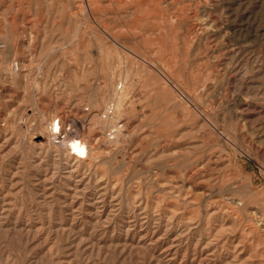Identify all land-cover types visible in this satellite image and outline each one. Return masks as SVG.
<instances>
[{
  "label": "rangeland",
  "instance_id": "1",
  "mask_svg": "<svg viewBox=\"0 0 264 264\" xmlns=\"http://www.w3.org/2000/svg\"><path fill=\"white\" fill-rule=\"evenodd\" d=\"M263 229L264 0H0V264H264Z\"/></svg>",
  "mask_w": 264,
  "mask_h": 264
},
{
  "label": "bare ground",
  "instance_id": "2",
  "mask_svg": "<svg viewBox=\"0 0 264 264\" xmlns=\"http://www.w3.org/2000/svg\"><path fill=\"white\" fill-rule=\"evenodd\" d=\"M159 39H160V38H159ZM162 39H163V38H162ZM145 61H146V59H145ZM145 61H144V62H145ZM148 63H149V62H148ZM148 63H147V64H148ZM159 63H160V62H159ZM151 64H152V63H151ZM161 64H162V63H161ZM153 66H154V65H153ZM155 67H156V66H155ZM157 69H158V68H157ZM158 71H159V70H158ZM160 71H161V70H160ZM164 71H167V70H164ZM120 107H121V105H120ZM66 127H67V126H66ZM62 131H63V129H62ZM60 135H62V134H60ZM78 138H79V137H78ZM69 140H70V139H69ZM76 140L80 141V145H81V147L83 148V154H81V153H79V152H77L78 154L75 153L76 150L73 151V152H74V154H75L77 157H79V158H84L85 156H87V155H85V150H86V147H87V146H86L87 143H86V142H83V141H81V140H79V139H76ZM72 141H74V140H72ZM69 143H70V142H69ZM70 148H71V147H70ZM67 173H68V172H66V174H67ZM66 174H65V175H66ZM223 174H224V173H223ZM65 175H64V176H65ZM76 176H77V175H76ZM191 176H192V175H191ZM71 177H72V176H71ZM65 178H66V177H65ZM76 179H77V178H76ZM216 179H217V178H216ZM222 180H223V179H222ZM75 181H76V180H75ZM78 182H79V181H78ZM67 184H68V183H67ZM91 184H92V183H91ZM220 184H221V182H220ZM75 185H76V183H75ZM86 185H88V183H87ZM67 186H68V185H67ZM73 187H74V186H73ZM79 187H80V186H79ZM79 187H77V189H76V188H75V189L78 191V189H80ZM218 187H219V186H217V189H218ZM81 188H83V187H81ZM84 188H85V187H84ZM87 188H88V187H87ZM89 188H90V187H89ZM89 188H88V189H89ZM236 188H237V187H236ZM98 189H99V187H98ZM85 190H86V188H85ZM85 190H84V191H85ZM89 190H90V189H89ZM91 190H94V189H91ZM104 191H105V190H104ZM76 193H78V192H76ZM76 193H75V194H76ZM79 193H80V192H79ZM93 194H94V193H93ZM250 194H251V193H250ZM94 195H95V194H94ZM100 195H101V194H100ZM98 196H99V195H98ZM98 196H96V197H98ZM230 196H231V195H230ZM232 197H233V196H232ZM234 197H235V196H234ZM97 199H98V198H96V200H97ZM100 199H101V198H100ZM89 200H90V199H89ZM96 200H95V201H96ZM98 202H100V201H98ZM229 202H230V201H229ZM240 202H241V201H240ZM95 203H96V202H95ZM238 203H239V202H238ZM93 204H94V201H93ZM101 204H102V203H101ZM239 204H240V203H239ZM100 206H102V205H100ZM101 208H102V207H101ZM143 208H144V207H143ZM97 211H99V209H98ZM113 212H114V211H113ZM135 212H136V211H135ZM256 212H257V211H256ZM256 212H255V213H256ZM88 213H89V212H88ZM91 213H92V211H91ZM96 213H98V212H96ZM102 213H103V212H101V214H102ZM114 213H115V212H114ZM131 213H132V212H131ZM255 213H254V214H255ZM93 214L95 215V211H94ZM93 214H92V215H93ZM105 214H106V212H105ZM256 214H257V213H256ZM98 215H99V214H98ZM125 215H126V214H125ZM262 215H263V214H262ZM100 216H101V215H100ZM106 216H107V214H106ZM145 216H146V215H145ZM257 216H258V214H257ZM259 216H260V215H259ZM259 216H258V217H259ZM127 218H128V217H127ZM145 218H146V217H145ZM260 218H261V216H260ZM94 219H95V218H94ZM96 219H97V218H96ZM103 219H105V218H103ZM112 219H113V217H112ZM112 219H110V220H112ZM130 219H131V218H130ZM130 219H129V221H130ZM143 219H144V218H143ZM146 219H147V218H146ZM146 219H145V220H146ZM87 220H88V219H87ZM105 220H106V219H105ZM107 220H108V219H107ZM125 220H126V219H125ZM141 220H142V219H141ZM261 221H262V220H261ZM99 222H100V221H99ZM126 222H127V221H126ZM132 222H133V221H132ZM132 222L130 221V222H128V223H132ZM143 222H144V220H143ZM100 223L102 224V223H105V222H100ZM128 223H127V224H128ZM141 223H142V222H141ZM151 223H152V222H151ZM105 224H106V223H105ZM105 224H104V225H105ZM107 224H108V222H107ZM107 224H106V225H107ZM134 224H135V223H134ZM149 224H150V223H149ZM86 225H87V224H86ZM98 225H99V224H98ZM104 225H103V226H104ZM128 225H129V224H128ZM132 225H133V224H132ZM151 225H152V224H151ZM153 225H154V224H153ZM101 226H102V225H101ZM103 226H102V227H103ZM135 226H136V225H135ZM189 226H190V225H189ZM96 227H97V226H96ZM106 227H107V226H106ZM98 228H99V227H98ZM125 228H126V227H125ZM129 228H130V227H129ZM132 228H133V227H132ZM65 229H66V228H65ZM108 229H109V228L107 227V230H108ZM135 229H136V228H135ZM138 229H139V228H138ZM148 229L150 230V228H148ZM154 229H155V228H154ZM122 230H123V229H122ZM124 230H125V229H124ZM129 230H130V229H129ZM152 230H153V228H152ZM167 230H168V229H167ZM263 230H264V229H263ZM260 231H261V230H260ZM104 232H105V231H104ZM115 232H116V231H115ZM149 232H150V231H149ZM129 233H130V232H129ZM129 233H128V234H129ZM144 233H145V232H144ZM152 233H153V232H152ZM164 233H165V232H164ZM119 234H120V233H119ZM131 234H132V232H131ZM136 234H137V233H136ZM146 234H148V233H146ZM162 234H163V233H162ZM123 235H124V234H123ZM129 235H130V234H129ZM141 235H143V234H141ZM149 235H150V234H149ZM151 235H152V234H151ZM167 235H168V233H167ZM167 235H166V237H167ZM121 236H122V235H121ZM130 236H131V235H130ZM158 236H159V235H158ZM176 236H177V235H176ZM122 237H123V236H122ZM127 237H128V236H127ZM133 237H134V236H133ZM159 237H160V236H159ZM144 238H145V237H144ZM148 238H149V237H148ZM83 239H84V238H83ZM138 239H140V238H138ZM141 239H142V238H141ZM155 239H156V238H155ZM155 239H154V240H155ZM158 239H159V238H158ZM151 240H152V238H151ZM162 240H164V239H162ZM166 240H167V239H166ZM171 240H172V239H171ZM118 241H119V240H118ZM172 241H173V240H172ZM127 242H128V241H127ZM140 242H141V241H140ZM150 242H151V241H150ZM152 242H154V241H152ZM175 242H176V241H175ZM142 243H143V242H142ZM147 243H149V242H147ZM155 243H156V242H155ZM184 243H185V242H184ZM184 243H183V244H184ZM137 244H138V243H137ZM158 244H159V243H158ZM177 244H178V243H177ZM138 245H140V244H138ZM168 245H169V244H168ZM191 245H192V244H191ZM136 246H137V245H136ZM141 246H142V245H140V247H141ZM145 246H146V245H145ZM89 247H90V246H89ZM174 247H175V246H174ZM183 247H184V246H183ZM148 248H149V247H148ZM156 248H157V247H156ZM162 248H163V247H162ZM175 249H176V248H175ZM182 249H183V248H182ZM192 249H193V248H192ZM151 250H152V249H151ZM172 250H173V249H172ZM185 250H186V249H185ZM185 250H184V251H185ZM189 250H190V249H189ZM149 251H150V250H149ZM154 251H155V250H154ZM159 251H160V250H159ZM167 252H168V251H167ZM171 252H172L171 255H173V251H171ZM175 252H176V251H175ZM199 252H200V251H199ZM152 253H153V252H152ZM190 253H191V252H190ZM200 253H201V252H200ZM202 253H203V252H202ZM181 254H182V253H181ZM193 254H194V253H192V255H193ZM166 255H167V254H166ZM188 255H189V253H188ZM174 256L176 257V255H174ZM174 256H172V257H174ZM162 257H163V256H162ZM170 257H171V256H170ZM172 257H171V258H172ZM188 257H189V256H188ZM200 257H201V256H200ZM200 257H199V258H200ZM163 258H164V257H163ZM181 258H182V257H181ZM192 258H193V257H192ZM167 259H168V258H167ZM175 259H176V258H175ZM183 259H184V258H183ZM183 259H182V260H183ZM185 260H186V258H185ZM172 261H173V260H172ZM186 261H187V260H186ZM167 263H168V262H167ZM198 263H199V261H198ZM198 263H197V264H198ZM200 263H201V262H200ZM185 264H186V263H185ZM205 264H206V263H205Z\"/></svg>",
  "mask_w": 264,
  "mask_h": 264
},
{
  "label": "clouds",
  "instance_id": "3",
  "mask_svg": "<svg viewBox=\"0 0 264 264\" xmlns=\"http://www.w3.org/2000/svg\"><path fill=\"white\" fill-rule=\"evenodd\" d=\"M55 130L58 131L59 127L58 125L55 126ZM72 147L79 153L83 154V148L80 145V141L74 140L72 141Z\"/></svg>",
  "mask_w": 264,
  "mask_h": 264
}]
</instances>
